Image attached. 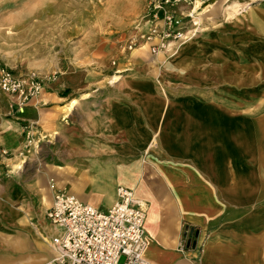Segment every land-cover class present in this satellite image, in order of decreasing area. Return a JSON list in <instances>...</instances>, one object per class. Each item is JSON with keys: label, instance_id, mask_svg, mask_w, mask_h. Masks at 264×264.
Segmentation results:
<instances>
[{"label": "crops", "instance_id": "obj_1", "mask_svg": "<svg viewBox=\"0 0 264 264\" xmlns=\"http://www.w3.org/2000/svg\"><path fill=\"white\" fill-rule=\"evenodd\" d=\"M180 10L193 21L183 66L169 65L182 69L181 88L159 86L142 66L122 75L151 85L45 84L0 119V264H56L53 193L106 210L119 185L145 204L150 262L264 264V0L185 1ZM158 56L143 65L166 60ZM113 64L114 73L128 68ZM44 145L55 164L18 178L20 157Z\"/></svg>", "mask_w": 264, "mask_h": 264}, {"label": "rangeland", "instance_id": "obj_2", "mask_svg": "<svg viewBox=\"0 0 264 264\" xmlns=\"http://www.w3.org/2000/svg\"><path fill=\"white\" fill-rule=\"evenodd\" d=\"M151 1L0 0V67L5 65L16 73L54 76L47 83L51 89H75L93 80L151 85L150 80L122 75L143 66L146 78H153L159 86L179 89L184 83L182 69L170 70L175 66L169 68V65L183 66L179 64H183L184 40L168 48L167 53L173 52L170 56H158L139 39L140 32L146 28L144 21L149 17ZM197 14L200 17V13ZM190 22L193 24L182 18V30H186ZM155 56L160 61L166 60L156 62L155 66L143 65V62L154 61ZM114 61L116 65L126 62L127 70L114 73ZM115 74L120 78L111 82ZM164 93L169 95L166 90ZM169 97L168 100L176 99ZM10 117L11 103L0 91V119ZM20 158L24 162L16 173L18 178H30L56 160L54 150L46 149L45 145L41 149L36 146ZM135 169L136 163H130L129 176ZM47 180L49 186L54 187L53 177ZM98 204L99 208H105L104 201Z\"/></svg>", "mask_w": 264, "mask_h": 264}, {"label": "built area", "instance_id": "obj_3", "mask_svg": "<svg viewBox=\"0 0 264 264\" xmlns=\"http://www.w3.org/2000/svg\"><path fill=\"white\" fill-rule=\"evenodd\" d=\"M185 1L200 0L151 1L149 17L144 21L146 28L139 35L151 53L168 50L171 44L188 39V30H182L184 14L180 10ZM52 78L54 76L43 77L34 72L16 73L3 65L0 67V91L9 99L11 109H20L36 98ZM145 215L133 189L124 185L116 188V200L106 210L56 190L46 210V217L56 230L51 238L57 251L54 262L154 264L144 257Z\"/></svg>", "mask_w": 264, "mask_h": 264}, {"label": "bare ground", "instance_id": "obj_4", "mask_svg": "<svg viewBox=\"0 0 264 264\" xmlns=\"http://www.w3.org/2000/svg\"><path fill=\"white\" fill-rule=\"evenodd\" d=\"M111 82H116L117 80H119V76L118 75H113L112 77H111ZM73 103V102H72ZM139 199V198H138ZM140 201H141V204H142V206H143V208L145 209V204H144V202H143V200L142 199H139ZM146 250V249H145ZM56 251V250H55ZM144 253H145V251H144Z\"/></svg>", "mask_w": 264, "mask_h": 264}]
</instances>
